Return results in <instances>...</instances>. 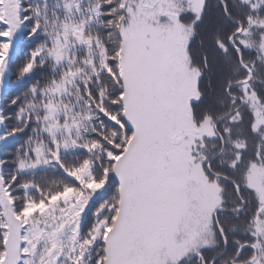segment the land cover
Listing matches in <instances>:
<instances>
[{
  "label": "trees",
  "instance_id": "1",
  "mask_svg": "<svg viewBox=\"0 0 264 264\" xmlns=\"http://www.w3.org/2000/svg\"><path fill=\"white\" fill-rule=\"evenodd\" d=\"M18 1L22 31L7 58L0 96V179L21 225L18 264H103L104 237L95 228L109 224L119 206L118 181L112 168L133 133L123 116L124 84L118 72L119 30L126 18L127 0ZM261 1L260 10L255 11L252 3L239 0H204L200 17H190L194 26L186 53L190 66L200 73L199 97L190 102V113L195 124L206 118L215 124L234 111L214 131L218 149L210 170L234 182L245 204L239 212L218 213L227 248L214 264H238L253 255L245 247L239 261L234 259L241 245L253 243L248 236L259 203L256 193L244 183L251 163L261 162L264 167V134L252 129L253 112L240 101L244 84H234L247 79V70L251 71L252 78L246 83L264 116V64L255 47L264 29L254 25L255 18L264 19ZM188 18L187 13L181 14L179 21ZM71 23L80 28L83 40L79 44L69 37ZM237 23L243 24V30L234 35ZM245 33L254 47L238 43ZM7 34L0 19V52ZM232 35L244 68L229 44ZM64 40L65 46L60 43ZM68 40L72 41L69 47ZM57 46L64 50L61 57ZM241 143L243 147H238ZM237 154L239 159L229 166ZM36 156L41 157L37 167L23 166L35 162ZM82 171L89 173L99 191L83 216V211L75 212L82 216L79 222L64 207L54 215L42 213L51 199L66 190L76 195L86 192L78 177ZM212 178L224 187L222 207L238 209L242 204L234 186L228 180ZM6 230L0 205V259ZM217 239L216 250L201 253L206 264L222 252L223 241L220 236ZM189 264L200 263L194 259Z\"/></svg>",
  "mask_w": 264,
  "mask_h": 264
},
{
  "label": "rangeland",
  "instance_id": "2",
  "mask_svg": "<svg viewBox=\"0 0 264 264\" xmlns=\"http://www.w3.org/2000/svg\"><path fill=\"white\" fill-rule=\"evenodd\" d=\"M239 1L252 3L255 11L262 5L261 0ZM203 2L126 1V18L119 30L118 72L124 84L123 116L133 133L112 168L118 181L119 206L109 224L102 223L95 228V232L104 237L103 264H183L196 254L216 250L219 235L213 216L223 206L224 187L208 174L206 165L215 155L218 142L214 140L217 138L214 121L206 118L195 124L190 113V102L199 97L200 73L190 66L186 53L194 26L193 16L192 20L190 17L192 14L196 19L200 17ZM185 13L189 18L181 23L179 17ZM19 15L18 0H0V19L8 31L0 52V96L4 90L7 58L22 31ZM254 25L264 29V19L255 18ZM68 30L75 43L82 42L77 23H71ZM248 33L238 43L243 47H254ZM60 43L66 45L65 40ZM70 43L72 41L68 40V47ZM255 47L264 64V34ZM62 49L57 46L60 57L64 52ZM241 89L242 101L253 112L252 129L262 130L264 134L263 111L254 91L247 83ZM173 139H178L179 143L174 144ZM232 158L235 161L232 160L229 166L233 167L239 159L238 154ZM40 161L41 157L36 156L35 162L23 166L37 167ZM248 169L244 185L256 193L259 203L258 217L253 219V229L248 237L251 242L253 240L252 247L262 252L264 167L261 162H255ZM78 177L86 192L76 195L66 190L51 199L42 213L54 215L64 207L71 214L83 211L80 213L83 216L99 187L90 180L88 172L82 171ZM64 194L67 195L64 197ZM0 205L7 226L5 252L0 264H18L21 225L12 212V203L1 179ZM75 215L78 223L82 216ZM252 257L251 254L247 261ZM253 264H264V254Z\"/></svg>",
  "mask_w": 264,
  "mask_h": 264
},
{
  "label": "water",
  "instance_id": "3",
  "mask_svg": "<svg viewBox=\"0 0 264 264\" xmlns=\"http://www.w3.org/2000/svg\"><path fill=\"white\" fill-rule=\"evenodd\" d=\"M218 1H220L221 2V0H218ZM222 5H223V10H224V12H225V16H227V11L225 10V5L222 3ZM247 23L248 24H250V20H247ZM237 25H238V30L236 31V33L234 34V35H237V34H240L241 33V31L243 30V24L242 23H237ZM234 35H232V37L230 38V40H229V44H230V46L232 47H234L235 48V50L237 51V53H238V55H239V61H240V65L244 68V66L242 65V55L240 54V52H239V50L234 46V44H232V38H233V36ZM246 69V68H245ZM247 72H248V77H247V79H245L244 81H242V82H239V83H236V84H234V85H241V84H245L246 82H248L252 77H251V71H249V70H247ZM232 86H230L229 88H231ZM228 88V89H229ZM240 101H241V103L243 104V101L240 99ZM234 112V111H233ZM233 112H231L230 114H228V115H225L224 117H222L221 119H219L214 125V130L215 131H217V124L218 123H220L221 121H223L226 117H228V116H230L231 114H233ZM219 136V135H218ZM220 137V140H221V143H222V146H221V148H222V150H223V142H222V139H221V136H219ZM173 143L174 144H178L179 143V140L178 139H173ZM217 155H215L212 159H211V161L206 165V170L212 175V176H214V177H217V178H219V179H222V180H228V179H226L225 177H223V176H220V175H217V174H214L211 170H210V164L214 161V158L216 157ZM228 182H230L233 186H234V188H235V192L237 193V196H238V198L240 199V202H241V204H242V206L240 207V209L238 210V211H240L241 209H243V207H244V202L242 201V199H241V197H240V193H239V190H238V187L234 184V182H232L231 180H228ZM228 213V212H233V211H231V210H227V209H225V208H218L217 210H216V212H215V214H214V217H215V225H216V228L218 229V232H219V235H220V237H221V240H223V252L219 255V256H221L222 254H224L226 251V248H227V239H225V236H224V232H223V230H222V228L220 227V225H219V223H218V217H217V214L218 213ZM245 247H247V245H243V246H241V248H240V250L242 251ZM219 256L218 257H216V258H214L211 262H210V264H214V261H216L218 258H219ZM198 258V259H200L201 260V263L202 264H205L204 262H203V260H202V257H201V255L200 254H198V255H196L195 257H191V258H189L188 260H186L185 262H184V264H189L194 258ZM253 260H254V257H253V259L251 260V261H249V262H247V263H242V264H252L253 263Z\"/></svg>",
  "mask_w": 264,
  "mask_h": 264
},
{
  "label": "flooded vegetation",
  "instance_id": "4",
  "mask_svg": "<svg viewBox=\"0 0 264 264\" xmlns=\"http://www.w3.org/2000/svg\"><path fill=\"white\" fill-rule=\"evenodd\" d=\"M250 249L253 251V257L255 259L254 261H256L259 258V251H258V249H256V247H251ZM242 252H243V250L242 251H239L238 255L234 259L239 261L240 256L242 255ZM196 259H197V261H199L201 263V260L200 259H198V258H196ZM202 260H203V258H202ZM203 262L205 263L204 260H203ZM247 262H248L247 260H245V261L242 260L241 262H238V264L247 263Z\"/></svg>",
  "mask_w": 264,
  "mask_h": 264
}]
</instances>
